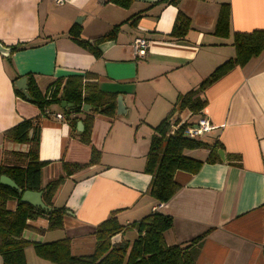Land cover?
Listing matches in <instances>:
<instances>
[{
	"label": "crops",
	"instance_id": "0c3cea01",
	"mask_svg": "<svg viewBox=\"0 0 264 264\" xmlns=\"http://www.w3.org/2000/svg\"><path fill=\"white\" fill-rule=\"evenodd\" d=\"M158 1L134 0L122 8L107 0H0V43L16 47L8 55L0 53V164L12 162L9 152L28 150L25 143L3 139V132L23 119L39 120L38 155L49 162L41 171L43 184L62 173L63 162L86 163L92 147L101 152L99 163L65 177L56 189L53 205L67 210L63 227L48 230L47 219L37 217L27 221L22 237L30 242L67 237L73 255L90 254L93 230L111 214L127 224L156 210L173 218L164 232L168 245L186 244L208 231L196 264H264V51L198 92L206 100L200 114L175 109L170 119L171 124L178 119V125H195L206 118L212 129L200 139L219 141L225 160L205 162L192 174L176 171L179 189L159 204L148 192L151 175L144 170L154 127L173 111L178 95L195 90L235 55L234 32L264 30V0ZM221 3L230 8L227 37L214 34ZM179 10L190 18V28L184 37L173 38L169 33ZM137 13L140 17L132 24L130 17ZM73 25L80 27L82 40L103 35L114 25L119 30L115 39L98 45L95 57L68 34ZM135 37L148 41L141 58L132 55ZM73 74H90L85 80L115 92L122 102L113 117L94 114L88 145L77 137L83 113L70 115L79 118L73 132L66 119L41 116L35 104L14 91L21 77L32 76L45 94L57 79ZM46 109L65 114L58 104ZM191 150L200 152L199 160L208 156L203 148L184 153ZM228 154L238 155V162L227 160ZM15 206L14 200L6 202L8 210ZM135 237L131 230L113 239ZM24 254L26 264H53L39 258L31 245Z\"/></svg>",
	"mask_w": 264,
	"mask_h": 264
},
{
	"label": "trees",
	"instance_id": "16d2710c",
	"mask_svg": "<svg viewBox=\"0 0 264 264\" xmlns=\"http://www.w3.org/2000/svg\"><path fill=\"white\" fill-rule=\"evenodd\" d=\"M134 0H107L122 8H128ZM180 0H159L172 5H177ZM141 13L130 17L135 24ZM230 8L227 3H221L218 17L214 27V34L227 37L229 33ZM190 18L180 10L177 11L173 27L169 35L173 38H182L190 28ZM119 25H114L108 32L89 40L80 39V27L73 25L68 34L83 48L90 51L95 57L100 55L98 45L107 40L116 38ZM233 46L235 55L216 67L205 77L195 90H190L178 95L173 111L163 118L155 127L150 139L149 149L146 155L144 170L151 175L148 192L159 203L168 201L179 189L180 184L174 180V173L178 170L196 173L205 162L213 163L220 160L218 149L224 150L223 145L214 140L207 142L201 139H193L186 135V129L193 125L184 121L172 134L171 117L175 109H187L191 114H200L206 100L197 96L209 85L214 83L232 68L244 66L251 58L257 57L264 51V30L250 32H234ZM16 47L10 46V52ZM10 62V57H7ZM90 74H73L66 79H57L48 90L51 89L50 98L46 93L40 92L32 76L26 77V92L14 88L16 95L35 104L44 115V110L51 104L62 106L64 119L68 122L73 132L76 130L78 117L71 114L83 113V129L77 133L80 142L90 144L93 116L96 113L113 117L116 115L117 94L115 92L102 91L97 83L85 80ZM15 80V79H14ZM14 83V81H13ZM47 90V91H48ZM60 94L57 96L58 92ZM84 106H88L85 110ZM176 119L173 124L177 125ZM39 120L38 118L23 119L3 132V139L15 143L28 145L26 152L11 151L12 162L0 164V175L11 178L20 188L8 187L0 183V257L2 264H26L24 249L31 245L34 253L53 264H196L197 249L200 242L206 236L204 232L186 244L168 245L165 242L164 232L171 228L173 218L169 215L151 211L150 214L127 224H119L114 214L100 222L93 230L95 240L94 250L90 254L73 255L71 253V241L69 238H60L49 242H30L23 239L22 232L28 227L27 221L44 217L47 219V229L57 230L63 227V218L67 213L64 206H54L53 195L64 180L75 172L100 161L101 152L92 147L90 158L86 163H62V173L56 178L42 183L41 171L48 161L39 159ZM203 148L208 150L205 160H199L187 156L184 150ZM227 160L237 161L238 155H226ZM25 190L40 191L41 198L49 210L34 207L20 200ZM16 202L13 211L6 208V202ZM136 231V237L132 240L122 239L114 242V236L124 235L126 232Z\"/></svg>",
	"mask_w": 264,
	"mask_h": 264
},
{
	"label": "built area",
	"instance_id": "2783aa9c",
	"mask_svg": "<svg viewBox=\"0 0 264 264\" xmlns=\"http://www.w3.org/2000/svg\"><path fill=\"white\" fill-rule=\"evenodd\" d=\"M64 0H55L56 4H62ZM131 50H132V55L134 57L141 58L143 57L148 48V41L142 37H135L131 43ZM51 96V89H49L46 93V97L50 98ZM44 115L45 116H50L54 117L56 119H63L64 116L61 113H54L51 112L50 110L45 109L44 110ZM179 125L171 124L169 133L172 134L174 130L178 127ZM212 129L210 123L206 118H201L198 120L197 124L192 125L186 129V135L190 138L193 139H200L206 132L210 131Z\"/></svg>",
	"mask_w": 264,
	"mask_h": 264
},
{
	"label": "water",
	"instance_id": "95a60500",
	"mask_svg": "<svg viewBox=\"0 0 264 264\" xmlns=\"http://www.w3.org/2000/svg\"><path fill=\"white\" fill-rule=\"evenodd\" d=\"M10 52V48L3 46L0 43V53L3 55H8ZM16 85L18 87V89H20L25 95L27 94L26 92V77H21L16 81ZM62 106H65V103H62ZM121 107H122V102L121 99L118 97L117 100V112H121ZM85 109V107H84ZM217 154L219 155L221 160H225V154L224 151L222 149H218L217 150ZM0 183L3 185H6L8 187L11 188H15L18 191H21L20 188L18 187V185L8 176L6 175H0ZM20 200L22 202L28 203L34 207H39L42 209H46L49 210L50 207H48L47 205L44 204V202L42 201L41 198V192L40 191H30V190H25L22 195Z\"/></svg>",
	"mask_w": 264,
	"mask_h": 264
},
{
	"label": "rangeland",
	"instance_id": "374dc122",
	"mask_svg": "<svg viewBox=\"0 0 264 264\" xmlns=\"http://www.w3.org/2000/svg\"><path fill=\"white\" fill-rule=\"evenodd\" d=\"M199 153H200L199 151H193V150L186 151V155L191 156V157H196V158H198L197 156Z\"/></svg>",
	"mask_w": 264,
	"mask_h": 264
}]
</instances>
